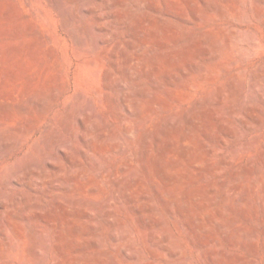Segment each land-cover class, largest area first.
Returning a JSON list of instances; mask_svg holds the SVG:
<instances>
[{
  "label": "rangeland",
  "instance_id": "374dc122",
  "mask_svg": "<svg viewBox=\"0 0 264 264\" xmlns=\"http://www.w3.org/2000/svg\"><path fill=\"white\" fill-rule=\"evenodd\" d=\"M47 263L264 264V0H0V264Z\"/></svg>",
  "mask_w": 264,
  "mask_h": 264
},
{
  "label": "bare ground",
  "instance_id": "6f19581e",
  "mask_svg": "<svg viewBox=\"0 0 264 264\" xmlns=\"http://www.w3.org/2000/svg\"><path fill=\"white\" fill-rule=\"evenodd\" d=\"M52 3H53V2H52ZM52 5H53V4H52ZM57 6H58V5H57ZM80 7H81V6H80ZM80 7H79V8H80ZM60 8H61V7H59V9H60ZM56 9H58V8H56ZM59 9H58V10H59ZM76 10H77V9H76ZM59 12H60V11H59ZM59 12H58V14H59ZM61 14H62V13H61ZM63 14H64V13H63ZM80 14H81V12H80ZM68 16H69V15H68ZM244 16H245V15H244ZM82 17H83V16H82ZM133 19H134V18H133ZM247 19H248V18H247ZM68 20H69V19H68ZM70 20H71V18H70ZM242 20H243V19H242ZM61 21H62V20H61ZM66 22H67V21H66ZM70 22H71V21H70ZM76 22H77V21H76ZM248 23H249V22H248ZM68 24H69V23H68ZM68 24H67V25H68ZM70 24H71V23H70ZM70 24H69V25H70ZM62 25H63V24H62ZM74 28H75V27H74ZM80 28H82V27H80ZM72 29H73V28H72ZM77 29H78V28H77ZM91 32H93V31L91 30ZM79 36H80V35H79ZM248 36H249V35H248ZM88 39H89V38H88ZM93 44H94V43H93ZM251 44H252V43H251ZM93 47H94V46H93ZM97 48H98V47H97ZM94 51H95V49H94ZM248 52H249V51H248ZM100 54H101V53H100ZM235 55H236V54H235ZM97 60H98V59H97ZM89 62H90V61H89ZM57 76H58V75H57ZM254 77H255V76H254ZM57 83H58V82H57ZM59 83H60V82H59ZM90 83H91V82H90ZM35 92H36V91H35ZM96 92H98V91H96ZM98 93H99V92H98ZM29 96H30V95H29ZM3 105H5V103H4ZM6 106H7V105H6ZM91 106H92V105H91ZM21 107H22V106H21ZM9 111H11V109H10ZM31 111H32V110H31ZM19 112H20V111H19ZM128 122H129V121H128ZM84 124H85V123H84ZM84 126H86V124H85ZM28 128H30V127H28ZM10 129H11V128H10ZM10 129H9V130H10ZM17 129H18V128H17ZM21 129H22V127H21ZM17 131H18V130H17ZM21 131H22V130H21ZM46 132H47V131H46ZM2 133H3V132H2ZM28 133H29V132H28ZM43 134H44V133H43ZM243 134H244V133H243ZM50 138H51V137H50ZM13 139H16V138H13ZM121 139H122V138H121ZM239 139H240V138H239ZM16 141H17V140H16ZM42 141H43V140H42ZM19 143H20V142H19ZM44 143H45V142H44ZM68 144H69V143H68ZM33 145H34V144H33ZM54 145H55V144H54ZM35 146H36V145H35ZM35 146H34L33 148H35ZM37 147H38V146H37ZM96 147H97V145H96ZM245 147H246V146H245ZM26 149H27V148H26ZM34 150H35V149H34ZM36 150H37V149H36ZM37 152H38V151H37ZM36 159H37V158H36ZM31 161H32V160H31ZM70 164H71V166H72L74 163L72 164V162L70 161ZM73 169H74V167H73ZM34 174H35V173H31L30 177L33 176ZM8 175H9V174H8ZM36 175H37V174H36ZM38 178H39V177H38ZM38 178H37V179H38ZM39 179H40V178H39ZM63 181H64V180H63ZM68 181H69V180H68ZM49 187H50V186H49ZM53 187H55V186H52V185H51V189H52ZM66 188H67V187H66ZM66 188H65V189H66ZM53 189H54V188H53ZM55 189H58V187L55 188ZM55 189H54V190H55ZM62 189H63V188H62ZM65 189H64V190H65ZM58 190H59V189H58ZM66 190L68 191V188H67ZM102 193H103V192H102ZM100 194H101V193H100ZM59 195H60V194H59ZM111 201H112V200H111ZM107 202H108V201H107ZM108 203H109V202H108ZM100 204H101V203H100ZM105 206H106V205H105ZM2 208L5 209V208H7V207H6V205H3ZM61 212H62V211H61ZM62 214H63V213H62ZM39 215H40V214H39ZM48 215H49V214H48ZM64 215H66V214H64ZM67 215H68V214H67ZM21 216H22V215H21ZM51 216H52V215H51ZM25 217H26V216H25ZM25 217H24V218H25ZM40 217H41V215H40ZM42 217H43V216H42ZM42 217H41V218H42ZM43 218H44V217H43ZM49 218H50V217H49ZM49 218H48V219H49ZM26 219H27V218H26ZM26 219H25V220H26ZM44 220H45V218H44ZM68 220H69V219H68ZM12 222H13V221H12ZM11 224H12V223H11ZM74 229H76V228H74ZM6 231H7V230H6ZM33 231H34V230H33ZM33 231L31 230V234H32ZM17 232H18V231H17ZM171 232H172V231H171ZM34 233H35V232H34ZM63 233H64V232H63ZM64 234H65V233H64ZM33 235H34V234H33ZM41 235H42V234H41ZM124 235H125V234H124ZM35 236H36V237H35ZM38 236H39V235H36V234H35L33 237L36 238V239H35V240H37L36 242H39V243H40V241H38L39 238L37 239ZM4 237H5V235H4ZM39 237H40V236H39ZM22 238H23V237H22ZM40 238L42 239V237H40ZM43 238H44V237H43ZM12 241H14V240H12ZM41 241H42V240H41ZM31 242H32V241H31ZM36 242H35V243H36ZM174 242H175V241H174ZM27 243L29 244V242H27ZM36 244H37V243H36ZM40 244H41V243H40ZM40 244H39V245L37 244V245H38L37 247H42ZM48 244H49V243H48ZM7 245H8V244H7ZM70 245H71V244H70ZM9 246H10V245H9ZM12 246H13V245H12ZM43 246H44V245H43ZM7 247H8V246H7ZM45 247H46V246H45ZM62 247H63V246H62ZM34 248L36 249V245H35ZM46 248H47V247H46ZM39 249H40V248H39ZM15 250H16V249H15ZM59 250H60V249H59ZM31 251H32V250H31ZM151 251H152V250H151ZM33 252L36 253V250H34ZM27 253H28V252H27ZM31 253H32V252H31ZM48 253H49V252H48ZM45 256H46V255H45ZM54 257H55V256H54ZM43 258H44V257H42V259H43ZM46 258H47V257H46ZM186 259H187V258H186ZM44 261H45V260H44ZM46 261H48V260H46ZM186 262H187V261H186ZM38 263H39V262H38ZM42 263H43V262H42ZM53 263H54V262H53ZM47 264H48V263H47Z\"/></svg>",
  "mask_w": 264,
  "mask_h": 264
}]
</instances>
